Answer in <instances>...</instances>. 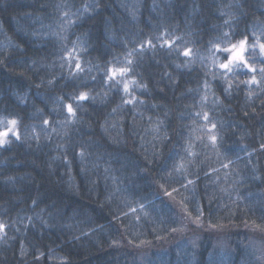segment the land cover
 <instances>
[{"label": "trees", "instance_id": "16d2710c", "mask_svg": "<svg viewBox=\"0 0 264 264\" xmlns=\"http://www.w3.org/2000/svg\"><path fill=\"white\" fill-rule=\"evenodd\" d=\"M260 43L264 0H0V264H264Z\"/></svg>", "mask_w": 264, "mask_h": 264}, {"label": "snow or ice", "instance_id": "6c2138e0", "mask_svg": "<svg viewBox=\"0 0 264 264\" xmlns=\"http://www.w3.org/2000/svg\"><path fill=\"white\" fill-rule=\"evenodd\" d=\"M225 35H227V34H225ZM247 42H248V37L245 36L244 39H242L238 45L233 44L229 48H221L219 46H216L218 52L227 54L225 56V62L220 63L219 68L221 70H223L225 73H232V72L237 71V70L240 71L242 74H245V75L247 74V72L255 73L256 69L249 65L248 61L245 59V56H244V53L246 51ZM144 46L145 45H141V48H143ZM147 46L154 47L151 40H149L147 42ZM161 46L171 48L172 42L171 41H164ZM259 48H260L261 54L264 55V43H260ZM129 55H131V53H129ZM182 55L185 57H189L191 55V49H185V51L182 53ZM65 59H68L69 62L71 63L72 59H73L72 54L68 53L67 56L65 57ZM261 62L264 63V60H262ZM131 64H132V61L128 60L127 65H131ZM244 69H247V72H244ZM131 70L132 69L128 66L109 68V69H107L106 79L115 82V84H119L120 81L117 79V77L118 76L122 77V76L128 74ZM83 71H84V69L82 67V64L80 63L79 59L76 58L75 59V70H74L73 75L77 76V75H79V73H81ZM260 71L264 72V68H261ZM93 79H95V78H93ZM255 82H256V77H255V75H253L252 79L250 81H247L246 83H255ZM143 87L146 88V86H143ZM123 90L126 93L129 91L127 83L124 84ZM88 98L89 97L86 93H81L78 97H71L70 99H76L78 101H85ZM125 103H132V101H125ZM66 108H67V112L69 113V115H72L74 113L73 106L71 103L67 104ZM205 119H207V114H205ZM17 123H18V121L15 119L10 120V121H8V124L11 125V127H7L5 130L0 131V146H6L10 142L8 140L9 136H15L16 139L19 140L20 137L15 130ZM48 123H49V121H47V120L44 121V124L47 125ZM212 127L215 128V125H213ZM215 139H216V137L213 136L212 140L215 141ZM261 148H264V144L261 145ZM189 183H192V181H189ZM5 227H6L5 225L0 224V230H3Z\"/></svg>", "mask_w": 264, "mask_h": 264}, {"label": "rangeland", "instance_id": "374dc122", "mask_svg": "<svg viewBox=\"0 0 264 264\" xmlns=\"http://www.w3.org/2000/svg\"><path fill=\"white\" fill-rule=\"evenodd\" d=\"M10 120H13V119L12 118H7V119H1L0 120V131L5 130L7 127H11V125L8 124V121H10ZM15 130L17 132V125L15 127ZM9 137H11V136H9ZM257 249H260V248H257Z\"/></svg>", "mask_w": 264, "mask_h": 264}]
</instances>
